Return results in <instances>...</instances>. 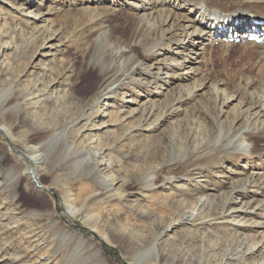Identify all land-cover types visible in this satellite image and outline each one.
Returning a JSON list of instances; mask_svg holds the SVG:
<instances>
[{
    "label": "rangeland",
    "instance_id": "374dc122",
    "mask_svg": "<svg viewBox=\"0 0 264 264\" xmlns=\"http://www.w3.org/2000/svg\"><path fill=\"white\" fill-rule=\"evenodd\" d=\"M147 1L0 0V97L9 90L29 94L9 104H18L29 120L6 115L0 126L19 151L44 139L31 121L51 135L64 131L74 152L90 155L97 176L114 194L112 200L91 203L101 191L96 180L58 157L35 167L47 190L36 191L24 178L12 186L6 173L25 165L0 133V264H98V256L104 264H133L134 255L153 245L158 264H263L264 186H252L264 183V155L221 153L212 142L216 125L260 126L264 117L248 122L239 99L222 115L220 104L200 103V97L165 99L167 85L154 86L141 73L154 61L142 54L148 37L134 36L133 15L152 23V7L170 16L187 10L180 0H150L152 6ZM140 5L144 8L136 9ZM138 39V45L130 44ZM231 45L224 48L217 40L212 48L197 50L200 63L194 65L181 64L182 47L169 50L159 57L161 78H188L172 89L203 81L207 90L216 83L222 91L241 95L244 89L258 96L264 80L257 55L242 53L239 43ZM173 60L182 66L172 67ZM96 61L112 65L109 86L117 87V97L101 99L95 92L100 82L98 66H92ZM191 68L194 73H186ZM82 114L86 117L80 120ZM263 145L257 138L258 149ZM186 149L187 161L168 169L172 154ZM166 176L172 179L162 182ZM199 198L208 201L201 209ZM66 204L78 209V216L68 218ZM89 218L97 233L87 231ZM80 237L92 250L75 254Z\"/></svg>",
    "mask_w": 264,
    "mask_h": 264
},
{
    "label": "bare ground",
    "instance_id": "6f19581e",
    "mask_svg": "<svg viewBox=\"0 0 264 264\" xmlns=\"http://www.w3.org/2000/svg\"><path fill=\"white\" fill-rule=\"evenodd\" d=\"M180 1L183 3L184 9L187 10L186 14H180V16H176L173 14H171L170 16V14L167 15L164 12L159 13L153 7L150 8L148 14V18L153 21L152 23H150L149 19H145L143 15H133L137 21L134 36L137 37L140 34L146 33L148 37L146 43L147 45H145V47L143 48L142 54L147 61H154L153 66L150 65L147 67H143L141 73L146 76L147 80H149V82L154 86L159 87V83L164 84V86L167 85V87L163 89L166 91L164 95L165 99L168 98L169 95L176 97H181L185 95L186 98L200 97L202 101L200 103L209 101L213 104V106H216V104H220V115L224 113V108L229 107L234 101H236V99H239L240 104L243 107H246L244 111L246 113V117L248 118V122L250 120L258 121L259 118L264 117V86H261L259 88L258 96H256L251 91H245L244 89L241 95L236 91H232V93L222 91L219 89L220 84L216 85V83H212L213 85L210 86V89L207 90V82L203 81L198 83L197 85L194 84L193 86L187 88L178 85L175 89H172L170 88L171 85L176 82H185L188 80V78L185 75L181 76L179 74H176L167 75L168 81L163 80L161 78L162 70L160 71L159 68L162 64L160 62L161 60L159 59V57H161L163 53L170 52L169 50L172 49L178 50L181 47L185 51L184 54H181L182 57L179 56L182 59L181 64H199L200 62L196 61V56L198 57L200 55L197 54V50L201 51L204 47L208 46L212 48L214 42L220 40V43L222 46H224V48L229 49L230 46H232L231 43H239L238 46L243 47L242 53H245L246 49L248 52H255V54L257 55L256 64H259V66L262 68V73H260V77L262 80H264V0ZM147 4L148 6H152L153 3L149 0L147 1ZM183 5L179 7L174 6V8H182ZM139 8L143 9L144 5H140L136 9ZM195 8H197V10ZM194 16L196 17L193 20ZM197 23L200 24L197 25ZM157 32L159 34L158 38H151V35L153 37L156 35ZM211 37L217 39L212 40ZM194 38H197V41L193 42L195 46H192L193 44L191 45L190 43L191 40ZM252 38L253 40L251 41ZM139 43L140 40L138 39L134 40V42H131L130 44H134L136 46ZM173 61L175 63L170 64L172 67L179 68L180 66H182L181 64H179L180 61ZM92 66H98V73L100 77V82L97 85L95 92L100 94L101 99H112L117 97V87L109 86V74L111 72L110 68L112 67V65L105 66L96 61L93 62ZM190 70V72L186 73H194L193 68H191ZM129 80V83H135V80L133 78ZM239 90L240 89L238 88L237 91ZM173 93L175 94L173 95ZM28 95V93L24 92L14 93L11 90L7 91L3 96L0 97V117L10 115V117H14L15 119L18 118L22 121H28V115L21 111V109L18 107V104L15 103L13 105H9L10 101L15 99L18 100L19 97L25 98ZM131 103L133 102H128V104ZM244 111H241L240 113H243ZM171 114L172 112L169 113V115ZM85 117L86 115L82 114L80 120L84 119ZM104 117H106V114H104ZM30 124L32 125V128L40 130L44 133V139L39 142L37 147H27L24 149V151H19L13 146V141L10 138L9 133L3 126H0V133L6 138L8 144H10L11 146V150L9 151H11L12 153L17 151L16 155L18 162L25 165V168L23 169L13 168L6 173V178L8 179L9 184L13 186L14 184L20 183L21 179L24 178L30 184H32L33 188L36 191H40L41 189L47 190L39 180L40 178L37 174L35 167L41 160L48 161L50 159H55L56 157H58L67 165H71L74 171L79 169H85V174L87 176H92L96 180V183L97 185H99L101 191H98V193H95L93 195V198L90 201L91 203L100 202L103 201V199L112 200L114 198V194L111 193V185H109L105 180L97 176V166L92 164L93 160H91L92 158L90 157V155L86 154L84 156H81L74 152L73 145L68 144L64 131L58 134L51 135V133L43 129L39 124L35 123L34 121H31ZM213 129L215 137L214 142L212 143L214 147L218 148V152H225L228 154L239 152L243 155H247L250 157L264 155V145L259 149L256 146L257 138H261L264 141V124L252 127L250 126V124H247L240 129H224L221 125H216ZM224 141L226 142L222 145V142ZM194 149L195 148H193L192 150ZM188 150L189 149H186L180 156H175L174 154H172V159H169L166 163L168 169H175L177 164L186 162L189 156ZM171 179V177L166 176L163 178L162 182H168ZM150 183H147L146 185L147 187L152 188L153 185ZM263 186L264 183L261 182L257 187L255 185H253L252 187L257 188V190H260L263 189ZM230 202L235 203V198L230 197ZM207 204L208 201L206 198L204 200L199 198L196 203L197 207L200 209L202 207H205ZM63 211L66 216L70 219H73L79 212V210L74 208L71 204H66ZM194 211L195 209L189 214L188 218L194 217ZM183 220L185 219H181L179 220V222L182 223ZM90 222L91 218L85 220L84 222L88 227L87 231H90L91 233H97L96 227L90 224ZM67 238V235H63V241H66ZM87 250H92L91 245L87 244L86 241H84L82 237H80L77 240L73 251L76 254L80 252L82 253L83 251ZM149 254L152 256L153 263H150L149 261ZM249 254H251V252H249ZM94 255L98 256L97 252H95ZM98 258V264H104L99 256ZM131 259V262H133V264H158L159 253L155 245H153L149 248L143 249L141 252H138Z\"/></svg>",
    "mask_w": 264,
    "mask_h": 264
}]
</instances>
